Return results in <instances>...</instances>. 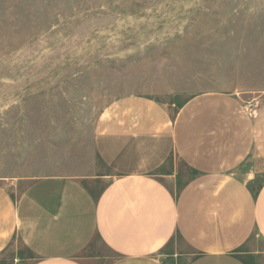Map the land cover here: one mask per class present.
<instances>
[{"label": "crops", "instance_id": "0c3cea01", "mask_svg": "<svg viewBox=\"0 0 264 264\" xmlns=\"http://www.w3.org/2000/svg\"><path fill=\"white\" fill-rule=\"evenodd\" d=\"M243 93L176 111L144 95L110 103L92 139L108 173L37 178L17 197L0 182V256L16 239L27 264H264V98L251 108Z\"/></svg>", "mask_w": 264, "mask_h": 264}, {"label": "rangeland", "instance_id": "374dc122", "mask_svg": "<svg viewBox=\"0 0 264 264\" xmlns=\"http://www.w3.org/2000/svg\"><path fill=\"white\" fill-rule=\"evenodd\" d=\"M211 91H242L251 108L264 98V0H0V182L12 197L37 178L108 173L92 139L116 99L176 111ZM17 257L33 262L14 239L0 264Z\"/></svg>", "mask_w": 264, "mask_h": 264}]
</instances>
